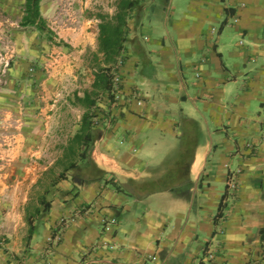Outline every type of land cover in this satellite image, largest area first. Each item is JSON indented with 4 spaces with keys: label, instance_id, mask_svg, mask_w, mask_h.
Masks as SVG:
<instances>
[{
    "label": "crops",
    "instance_id": "crops-1",
    "mask_svg": "<svg viewBox=\"0 0 264 264\" xmlns=\"http://www.w3.org/2000/svg\"><path fill=\"white\" fill-rule=\"evenodd\" d=\"M89 2L0 0V264H264V0L137 3L107 65Z\"/></svg>",
    "mask_w": 264,
    "mask_h": 264
},
{
    "label": "trees",
    "instance_id": "trees-1",
    "mask_svg": "<svg viewBox=\"0 0 264 264\" xmlns=\"http://www.w3.org/2000/svg\"><path fill=\"white\" fill-rule=\"evenodd\" d=\"M39 0H25L24 11L25 14L22 17L23 24H35L38 29L47 28L44 20L39 15ZM131 9L139 10V5L136 0H121L119 9L117 12L111 16L106 17L99 14V34H98V50L102 52L104 56V63L116 62V58L120 53V50L125 42H133L134 37H127L125 34L126 18L127 12ZM109 67L104 66L101 68L97 75V80L95 81L94 87H99L100 89L110 90V82L107 78V71ZM90 94L86 95L88 101ZM88 105L93 104V100L87 102ZM80 137L84 140L86 145L91 141L97 134L98 129L91 127V121H88V115L85 114L82 117V127ZM78 136V135H76ZM101 175V171L98 170Z\"/></svg>",
    "mask_w": 264,
    "mask_h": 264
},
{
    "label": "rangeland",
    "instance_id": "rangeland-1",
    "mask_svg": "<svg viewBox=\"0 0 264 264\" xmlns=\"http://www.w3.org/2000/svg\"><path fill=\"white\" fill-rule=\"evenodd\" d=\"M136 1H137V3H142L145 0H136ZM175 1L176 0H172V2H171L172 5L175 4ZM120 2H121V0H90V2L86 5V8H85L86 15L96 13L97 16L99 14H102V15L106 16L107 18L111 17L119 9ZM131 15H134V13L130 10L127 12L126 16L128 18H130ZM90 60H91V63L93 64V66H95L98 71L100 68H103V66H101L99 64V61L97 60V58L91 57ZM106 67H109V66H106ZM107 74H108L107 78H108V80L110 82V86H111V76L113 74V69H111L109 67ZM89 94L92 96L91 98L94 99L95 102H99V100L101 99L102 93L100 92L99 87L93 86V88L90 90ZM97 107H99V106H97ZM94 109H95V103H94V105L93 104H91V105L87 104L86 113L88 115V121H91V122L94 121L93 119H90L91 117L94 116Z\"/></svg>",
    "mask_w": 264,
    "mask_h": 264
},
{
    "label": "built area",
    "instance_id": "built-area-1",
    "mask_svg": "<svg viewBox=\"0 0 264 264\" xmlns=\"http://www.w3.org/2000/svg\"><path fill=\"white\" fill-rule=\"evenodd\" d=\"M0 64H1L0 74H3L9 67V61L2 54H0ZM123 94L124 93L120 85L119 77L117 76L115 72H113L111 76V86L109 90V95H110L109 101L118 102L119 100H121ZM137 102L140 103V101H137ZM230 183L232 186L234 185L232 181ZM104 226L106 229L109 227L106 222ZM261 245L264 248V238L261 240Z\"/></svg>",
    "mask_w": 264,
    "mask_h": 264
}]
</instances>
